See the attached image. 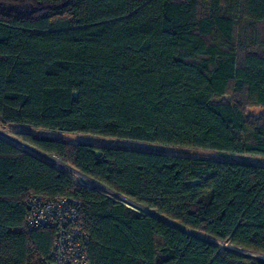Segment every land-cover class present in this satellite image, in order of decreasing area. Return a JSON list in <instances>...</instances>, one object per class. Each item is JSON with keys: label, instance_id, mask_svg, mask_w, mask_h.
I'll list each match as a JSON object with an SVG mask.
<instances>
[{"label": "trees", "instance_id": "trees-1", "mask_svg": "<svg viewBox=\"0 0 264 264\" xmlns=\"http://www.w3.org/2000/svg\"><path fill=\"white\" fill-rule=\"evenodd\" d=\"M0 123L146 209L0 138V264L49 258L38 193L79 203L91 264H264L235 251L264 255L263 163L34 133L264 158V0H0Z\"/></svg>", "mask_w": 264, "mask_h": 264}, {"label": "built area", "instance_id": "built-area-1", "mask_svg": "<svg viewBox=\"0 0 264 264\" xmlns=\"http://www.w3.org/2000/svg\"><path fill=\"white\" fill-rule=\"evenodd\" d=\"M0 138L16 145V139L11 138L2 131H0ZM38 157L48 162L49 155ZM78 177L82 180L81 183L87 186H89V183H93L95 185L94 188L98 190L97 185L99 184L84 176L78 175ZM109 191L119 195L112 190ZM26 205L27 212L23 221V226L26 230L32 231L47 228L54 232L50 256L48 259L41 260L39 264H91L87 251L88 234L79 223L78 212L80 205L76 200L64 196L49 197L38 193L31 194L27 198Z\"/></svg>", "mask_w": 264, "mask_h": 264}, {"label": "rangeland", "instance_id": "rangeland-1", "mask_svg": "<svg viewBox=\"0 0 264 264\" xmlns=\"http://www.w3.org/2000/svg\"><path fill=\"white\" fill-rule=\"evenodd\" d=\"M259 110H260L259 108H248L247 109V114L256 115V114H258ZM23 130H25V128L22 127V126L0 123V131H2L3 133L7 134L11 138L16 139V146H18L20 148H23L24 151H26L28 153H32L31 152L32 150H30L29 148H27V147H25L23 145V141L22 140L15 138V135H14L15 132L23 131ZM34 133L47 135V136H50V135H52V136H61V137L69 139L72 142H89V143H93V144L108 145V146H110V145H128V146L140 147V148H145V149H150V150L162 151V152L171 153V154H184V155L205 156V157H219V158L233 159V160H252V161L264 164V158L257 157V156H251V155L218 154V153L211 152V151H206V150H194V149H185V148H180V147L165 146V145H158V144L130 142V141H127V140L107 139V138H102V137H99V136L87 135V134H64V133L52 132V131L51 132L38 131V132H34ZM32 154L36 155L34 153H32ZM53 159H55V158H53ZM47 161L49 163H51L52 165L58 167L59 169L63 170L68 175H71V173H70L71 169H69L70 168L69 166L65 165L63 167V166H60L57 163H54V162H52L50 160H47ZM74 179L77 182H79V183L82 182L80 177L77 178V175H76V178H74ZM89 186L90 187H95V185H93V183H89ZM97 188L99 190H105L104 192L106 194L112 196V198H115L116 200H118L121 203L127 205L128 207H131L132 209H135V210H137V211H139L141 213L146 212L144 209H142V207L136 206L135 204H133L131 202L129 203L125 198H123L120 195H117L115 193H112L111 191L105 189L102 186L97 185ZM203 238L213 242L214 244H216L220 248H232V249H234L228 243L214 240L213 238L208 237V236H203ZM235 251H240V252H243V253H246V254H249V255H253V256L264 258V255H262V254H258V253H254V252H250V251H245V250H242L240 248H235Z\"/></svg>", "mask_w": 264, "mask_h": 264}, {"label": "water", "instance_id": "water-1", "mask_svg": "<svg viewBox=\"0 0 264 264\" xmlns=\"http://www.w3.org/2000/svg\"><path fill=\"white\" fill-rule=\"evenodd\" d=\"M23 145L25 146V147H27V148H29L30 150H32L31 152L32 153H34V154H36V155H39V156H41V157H45V156H48V155H46V154H44V153H42V152H40V151H38L37 149H35V148H33V147H31V146H29V145H27V144H24L23 143ZM18 147V146H17ZM20 148V147H19ZM20 149H22V150H24L23 148H20ZM48 163V162H47ZM50 164V163H49ZM52 165V164H51ZM53 166V165H52ZM54 167V166H53ZM56 168V167H55ZM58 169V168H57ZM59 170H61V169H59ZM74 171V170H73ZM74 173H76L77 175H80V176H83L82 174H80V173H78V172H76V171H74ZM66 174V173H65ZM88 179V178H87ZM94 183H96V182H94ZM96 184H98V183H96ZM100 185V184H99ZM100 192V191H99ZM120 195V194H119ZM128 199V198H127ZM129 201H131V200H129ZM133 204H135L136 206H139V207H142V206H140V205H138V204H136L135 202H133V201H131ZM129 208V207H128ZM142 209H144L145 211H146V209L144 208V207H142ZM177 228H180V229H183V228H181V227H179V226H176ZM184 230V229H183ZM194 236H197L198 238H201V239H204V238H202V237H200V236H198V235H195L194 234ZM236 252H238V253H242V254H244V255H248V256H251V257H255V258H257V259H262V260H264V258H262V257H257V256H253V255H249V254H246V253H243V252H240V251H236Z\"/></svg>", "mask_w": 264, "mask_h": 264}, {"label": "crops", "instance_id": "crops-1", "mask_svg": "<svg viewBox=\"0 0 264 264\" xmlns=\"http://www.w3.org/2000/svg\"><path fill=\"white\" fill-rule=\"evenodd\" d=\"M1 139H3V138H1ZM3 140L6 141L7 143L13 145V146H16V145L12 144L11 142H9V141H7V140H5V139H3ZM25 152H26V151H25ZM27 153H28V152H27ZM29 154L33 155L32 153H29ZM33 156L37 157L36 155H33ZM37 158H39V157H37ZM8 208H10V209H14V204L9 203V204H8ZM13 216H14L13 214H11L9 211H7V217H8L9 220H14V219H13ZM15 218H16V214H15ZM14 228H16V227H14Z\"/></svg>", "mask_w": 264, "mask_h": 264}, {"label": "bare ground", "instance_id": "bare-ground-1", "mask_svg": "<svg viewBox=\"0 0 264 264\" xmlns=\"http://www.w3.org/2000/svg\"><path fill=\"white\" fill-rule=\"evenodd\" d=\"M48 160H50V161H52V162H54V163H57L58 165H60V166H65L64 164H62V163H59L58 161H55V160H53L52 158H48ZM69 169H71V168H69ZM70 173H71V175H72V177L73 178H76V174L74 173V171L71 169L70 170ZM100 186V185H99ZM101 191H105V190H101ZM121 196V195H120ZM121 197H123V196H121ZM123 198H125L129 203L131 202V201H129L126 197H123ZM132 203V202H131Z\"/></svg>", "mask_w": 264, "mask_h": 264}]
</instances>
